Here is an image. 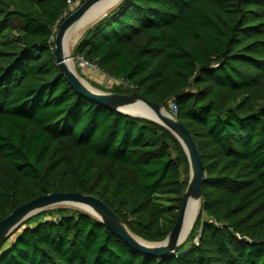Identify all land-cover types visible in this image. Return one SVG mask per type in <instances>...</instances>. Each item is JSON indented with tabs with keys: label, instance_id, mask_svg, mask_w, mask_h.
Segmentation results:
<instances>
[{
	"label": "trees",
	"instance_id": "trees-1",
	"mask_svg": "<svg viewBox=\"0 0 264 264\" xmlns=\"http://www.w3.org/2000/svg\"><path fill=\"white\" fill-rule=\"evenodd\" d=\"M67 6L0 0V221L39 196L81 193L162 241L188 158L165 127L70 87L54 55ZM73 56L110 78L111 93L172 106L203 163L200 211L179 251L156 258L84 211L44 210L10 234L0 264H264V0H123Z\"/></svg>",
	"mask_w": 264,
	"mask_h": 264
},
{
	"label": "water",
	"instance_id": "water-1",
	"mask_svg": "<svg viewBox=\"0 0 264 264\" xmlns=\"http://www.w3.org/2000/svg\"><path fill=\"white\" fill-rule=\"evenodd\" d=\"M98 1L99 0H86L83 4L76 7L70 15H68L62 20L55 32L54 55L70 87L78 95L83 96L90 101L96 102L104 107H107L119 113L151 120L168 129L181 143L189 162V181L182 197V204L177 221L170 234L162 241L148 242L141 238L142 240H144V242L149 244L145 245L143 243L138 242L133 237L131 231L119 218V216L97 197H94L92 195H84L81 193L54 192L39 196L15 208L7 217L0 221V248L7 240L9 235L24 220L28 219L33 215L38 214L39 212L51 208L55 204L62 203L65 201H72L89 207L97 215L88 211L84 212L92 215L100 222H102L106 226V228H108L116 236L121 238L132 250L144 255H151L156 258H163L177 253L180 247L185 242L181 241L180 235L183 227L184 214L188 200L190 198L198 199L201 203L202 187L205 180V174L203 172V163L201 161L193 137L185 128V126L181 122H179L174 116H168L163 114L161 111L163 106L148 101L137 92H133L131 94H118L111 92L108 93L98 90L92 87L90 84L89 85L93 89L87 88L73 73V71L67 66V58L63 48L65 34L68 29L83 16L84 13L93 4ZM122 1L123 0H118V4H120ZM105 15H103L101 18H103ZM101 18L97 19L95 22H93V24H95ZM138 100L143 104V106H145L146 109L150 110L156 116L157 119L149 117L147 113L141 110H138V112L130 110L129 108H132V106H134Z\"/></svg>",
	"mask_w": 264,
	"mask_h": 264
},
{
	"label": "bare ground",
	"instance_id": "bare-ground-1",
	"mask_svg": "<svg viewBox=\"0 0 264 264\" xmlns=\"http://www.w3.org/2000/svg\"><path fill=\"white\" fill-rule=\"evenodd\" d=\"M117 4H118V0H99L98 2L93 4L84 13V15L80 19H78L66 32L65 37H64V41H63V48H64L65 55L67 58L66 64L78 78H79V76H78L76 68H75V62H74L72 55H71V50L73 48V45L75 44L76 40L80 36L81 32L88 25L92 24L97 19L101 18L103 15H105L106 13L111 11L114 7L117 6ZM79 80L87 88L93 89L91 86L86 84L80 78H79ZM129 109L134 111V112H138V110H141V111L147 113L149 117H151L153 119H157L156 116L150 110L146 109L145 106H143V104L139 100L135 103L134 106H132V108H129ZM144 109H146V110H144ZM161 111L163 114L171 116V114L169 113L167 108L163 107ZM64 206L71 207L72 209L78 208V209L83 210V211L95 213L89 207L82 205V204H79V203H76V202H72V201H65L62 203H58V204L53 205L51 208L64 207ZM200 207H201L200 200L193 199V198H190L188 200L187 207L185 209V214H184L183 227H182L181 235H180L181 241H185L184 239H186L188 234L191 232ZM132 235L138 242L143 243L145 245H149L146 242H144V240H142L141 238L136 236L135 234L132 233Z\"/></svg>",
	"mask_w": 264,
	"mask_h": 264
},
{
	"label": "rangeland",
	"instance_id": "rangeland-1",
	"mask_svg": "<svg viewBox=\"0 0 264 264\" xmlns=\"http://www.w3.org/2000/svg\"><path fill=\"white\" fill-rule=\"evenodd\" d=\"M82 0H80L81 2ZM80 2L78 3L77 7L80 5ZM83 4V3H82ZM93 24V23H92ZM92 24L88 25L80 34V36L78 37V39L76 40L75 44L73 45V48L71 50V55H72V58L75 62V68H76V71H77V74L79 76V78L84 81L86 84H90L92 87L98 89V90H101L103 92H108L110 93V88L113 86V81L104 76L103 74H101L99 72V70L96 68V67H93V66H90V65H87L85 62H82L81 59L79 58H75L73 56V49L76 45V43L78 42V40L82 37V35L84 34V32L90 27L92 26ZM57 28H55V32H56ZM92 81V82H91ZM95 84V85H98L100 86L99 87H96V86H93L92 85ZM89 85V86H90ZM169 113L174 116V113H173V108L172 106L170 107V109H168ZM201 205V203H200ZM64 207H67V206H64ZM55 208H60V207H55ZM55 208H49V209H46V210H50V209H55ZM67 208H71V207H67ZM72 209V208H71ZM75 210H80L78 208H73ZM80 211H83V210H80ZM200 211V209H199ZM199 213V212H198ZM34 216V215H33ZM198 216V215H197ZM197 219V217H196ZM196 219H195V222H196ZM27 220V219H26ZM25 221V220H24ZM23 221V222H24ZM194 222V223H195ZM192 231V230H191ZM191 233V232H190ZM190 233L188 234V236L190 235ZM10 236V235H9ZM187 236V237H188ZM186 237V239H187ZM13 238V237H12ZM12 238L9 240V242L12 240ZM186 239H184L186 241Z\"/></svg>",
	"mask_w": 264,
	"mask_h": 264
},
{
	"label": "built area",
	"instance_id": "built-area-1",
	"mask_svg": "<svg viewBox=\"0 0 264 264\" xmlns=\"http://www.w3.org/2000/svg\"><path fill=\"white\" fill-rule=\"evenodd\" d=\"M80 2V0H76V1H72V0H68V6L67 9L64 11L63 15L61 16V18L58 20L57 22V26L62 22V20L64 18H66L69 14V12H71L73 9H75L78 5V3ZM82 62H85L83 59H81ZM87 65H90L89 63L85 62ZM93 66V65H90ZM95 67V66H93Z\"/></svg>",
	"mask_w": 264,
	"mask_h": 264
}]
</instances>
